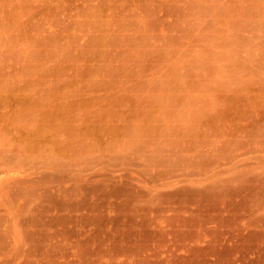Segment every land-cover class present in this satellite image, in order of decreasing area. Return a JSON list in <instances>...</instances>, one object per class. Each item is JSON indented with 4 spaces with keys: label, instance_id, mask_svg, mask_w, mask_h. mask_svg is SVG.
I'll use <instances>...</instances> for the list:
<instances>
[{
    "label": "rangeland",
    "instance_id": "374dc122",
    "mask_svg": "<svg viewBox=\"0 0 264 264\" xmlns=\"http://www.w3.org/2000/svg\"><path fill=\"white\" fill-rule=\"evenodd\" d=\"M0 264H264V0H0Z\"/></svg>",
    "mask_w": 264,
    "mask_h": 264
}]
</instances>
